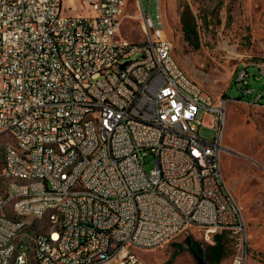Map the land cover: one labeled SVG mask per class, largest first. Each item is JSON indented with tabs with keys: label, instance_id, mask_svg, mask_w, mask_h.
Returning a JSON list of instances; mask_svg holds the SVG:
<instances>
[{
	"label": "built area",
	"instance_id": "obj_1",
	"mask_svg": "<svg viewBox=\"0 0 264 264\" xmlns=\"http://www.w3.org/2000/svg\"><path fill=\"white\" fill-rule=\"evenodd\" d=\"M68 1L74 0H0L6 104L0 128L12 126L22 146L38 143L30 151L34 165L23 166L11 153L2 172L44 175L35 188L0 194L2 263L16 248L6 247V239L26 226L24 236L37 240L39 264H147L128 259L127 250L157 247L192 227L209 243L231 233V264H247L245 221L221 167L228 101L216 102L196 82H185L165 34L161 0L156 19L135 0L144 42L121 34L130 0H79L86 13ZM257 66L264 74V64ZM247 68L238 75L245 85ZM252 102L264 106V88ZM95 113L105 116L104 149H97L93 124H82ZM205 120L215 131L212 140L200 136ZM49 143L61 144L64 156ZM144 152L155 157L149 172ZM62 165L69 173L56 180ZM74 190H93V197L75 198ZM25 191L33 192V200L18 205L26 220L12 221L2 214L5 198ZM53 200L63 201L53 218L65 219V227L38 234L28 214ZM51 240H59L57 252H50Z\"/></svg>",
	"mask_w": 264,
	"mask_h": 264
},
{
	"label": "rangeland",
	"instance_id": "obj_2",
	"mask_svg": "<svg viewBox=\"0 0 264 264\" xmlns=\"http://www.w3.org/2000/svg\"><path fill=\"white\" fill-rule=\"evenodd\" d=\"M68 2L74 10L86 13L83 1ZM141 3L156 19V0ZM161 7L175 60L216 102L228 101L221 158L223 179L242 210L249 247L247 264H264V109L246 99L254 98L264 88V74L257 66L264 64V0H161ZM138 11L135 0H130L121 34L131 41L144 42ZM244 68L248 85L238 81ZM245 88L251 93L245 94ZM209 125L205 120L200 136L212 140L215 131ZM12 142V133L0 135V194L8 184L2 174L4 147ZM143 163L147 172L152 170L154 155L146 153ZM217 237L225 241L226 254L220 262L210 253ZM190 238L207 251L209 263L231 264L235 237L224 231L209 243L204 232L195 227L162 245L133 252L147 264H198L187 243Z\"/></svg>",
	"mask_w": 264,
	"mask_h": 264
},
{
	"label": "bare ground",
	"instance_id": "obj_3",
	"mask_svg": "<svg viewBox=\"0 0 264 264\" xmlns=\"http://www.w3.org/2000/svg\"><path fill=\"white\" fill-rule=\"evenodd\" d=\"M185 82L188 84H195L191 78L185 75ZM0 88H5L4 75H0ZM264 109V106H259ZM6 114V104L2 102V94L0 91V118ZM82 124H93V139L97 143V149H104L107 147V139L104 136L105 132V116L102 113H95V115H84L82 117ZM10 132L14 136V142L6 144L4 147V166H9L11 162V153L18 156V161L22 162L23 166L34 165V157L30 151H38V143H30L29 146H22V135L14 130L12 126H2L0 128V135ZM49 150L55 153L56 156H64V148L61 144L49 143ZM69 173V165H62V171L56 173V180H63L67 178ZM3 176L8 180V184L4 194L19 190H29L39 185V182H44V175H37L33 178L30 174H21L20 171L2 172ZM75 198L93 197V190H74ZM33 200V192L25 191L15 195H10L5 198L4 206L2 207V214L9 215L12 221L26 220V213L18 208L19 204H24ZM63 208L62 200H53L44 202L42 210L39 213L28 214L27 224H34L35 231L38 234L58 233V230L65 227V219L53 218V215H60V209ZM44 228V230H41ZM26 226H18L16 236L6 239V247H13L16 243V248L11 250L10 255L7 256V264H39L37 262L38 249L37 240L34 237H26ZM59 247V240L50 241V252H57ZM128 259H140L133 250H127ZM0 264H3L0 260Z\"/></svg>",
	"mask_w": 264,
	"mask_h": 264
},
{
	"label": "trees",
	"instance_id": "obj_4",
	"mask_svg": "<svg viewBox=\"0 0 264 264\" xmlns=\"http://www.w3.org/2000/svg\"><path fill=\"white\" fill-rule=\"evenodd\" d=\"M242 100L244 98H241ZM246 99L252 100L253 98H251L250 96ZM216 244L214 246L211 247V256L213 258H215L218 262H220L224 257H225V241L223 239H221L220 237H217L216 239ZM205 255L207 260L209 259V257L207 256V251L205 250ZM210 260V259H209Z\"/></svg>",
	"mask_w": 264,
	"mask_h": 264
},
{
	"label": "water",
	"instance_id": "obj_5",
	"mask_svg": "<svg viewBox=\"0 0 264 264\" xmlns=\"http://www.w3.org/2000/svg\"><path fill=\"white\" fill-rule=\"evenodd\" d=\"M187 243H188L189 248L194 253L198 261V264H211L206 259L205 249L203 248L202 245H200L199 243L193 242L191 238L188 239Z\"/></svg>",
	"mask_w": 264,
	"mask_h": 264
}]
</instances>
